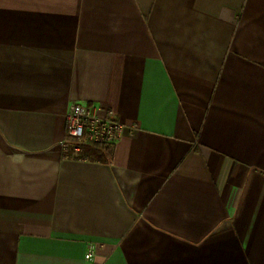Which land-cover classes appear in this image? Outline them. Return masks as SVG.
Returning <instances> with one entry per match:
<instances>
[{
    "label": "crops",
    "instance_id": "1",
    "mask_svg": "<svg viewBox=\"0 0 264 264\" xmlns=\"http://www.w3.org/2000/svg\"><path fill=\"white\" fill-rule=\"evenodd\" d=\"M0 264H264V0H0Z\"/></svg>",
    "mask_w": 264,
    "mask_h": 264
},
{
    "label": "built area",
    "instance_id": "2",
    "mask_svg": "<svg viewBox=\"0 0 264 264\" xmlns=\"http://www.w3.org/2000/svg\"><path fill=\"white\" fill-rule=\"evenodd\" d=\"M67 135L81 142L113 146L122 136L125 124L118 118V114L108 108L90 107L86 102H74L67 114ZM69 143L66 142V146ZM81 147H75L79 154ZM92 251L86 254L92 258Z\"/></svg>",
    "mask_w": 264,
    "mask_h": 264
},
{
    "label": "trees",
    "instance_id": "3",
    "mask_svg": "<svg viewBox=\"0 0 264 264\" xmlns=\"http://www.w3.org/2000/svg\"><path fill=\"white\" fill-rule=\"evenodd\" d=\"M71 150H74L76 146L81 147V152L77 154L78 158H111L113 155V146H106L101 144H93L89 142H81L77 139L69 137Z\"/></svg>",
    "mask_w": 264,
    "mask_h": 264
}]
</instances>
